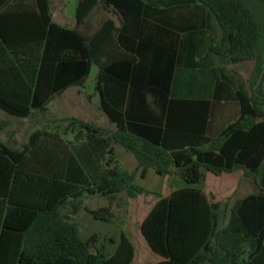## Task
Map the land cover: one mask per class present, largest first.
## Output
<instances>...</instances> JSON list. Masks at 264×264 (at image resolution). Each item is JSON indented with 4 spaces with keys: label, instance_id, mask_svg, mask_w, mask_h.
Returning <instances> with one entry per match:
<instances>
[{
    "label": "trees",
    "instance_id": "obj_1",
    "mask_svg": "<svg viewBox=\"0 0 264 264\" xmlns=\"http://www.w3.org/2000/svg\"><path fill=\"white\" fill-rule=\"evenodd\" d=\"M165 1L78 0L77 27L70 29L54 22L50 0H0V109L34 119L68 89L84 87L97 66L100 108L115 126L63 118L64 127L35 130L20 148L0 139V264L134 262L129 237L111 241L108 254L97 234L83 238L77 222L85 197L111 203L120 194L147 193L136 184L137 171L119 165L116 145L134 155L143 174L153 169L183 183L160 196L141 225L164 258L155 264H264V0H189L220 27L221 43L211 42V52L226 56L236 45L232 63L253 62L250 86L238 77L241 115L216 137L207 136L209 100L169 98L182 38L144 15ZM105 76L139 92L160 88L161 122L109 102ZM7 125L0 119V134ZM238 169L257 192L237 200L219 227V206L202 191L206 173ZM88 212L106 222L114 215L109 206Z\"/></svg>",
    "mask_w": 264,
    "mask_h": 264
},
{
    "label": "crops",
    "instance_id": "obj_2",
    "mask_svg": "<svg viewBox=\"0 0 264 264\" xmlns=\"http://www.w3.org/2000/svg\"><path fill=\"white\" fill-rule=\"evenodd\" d=\"M144 15L152 22L169 28L181 36V58L174 70L169 98L209 100L211 102V108L207 136L216 137L225 127L238 120L241 115L240 104L236 98L239 85L238 77H242L247 85L250 86L251 74L242 71L245 70V72H247L248 70L245 63L233 64L231 61V57L237 52V46L232 45L230 53L226 56L216 55L209 50L211 42L216 45L221 43L222 33L213 14L199 3L189 0H167L158 7H146ZM101 17L100 15L99 18L95 20L94 30L100 26ZM54 22L56 21L54 20ZM57 24L73 29L77 27V19L73 20L72 23ZM183 57L186 58L185 61H183ZM94 67H96V75L91 79L90 77ZM94 67L84 87H72L68 89L64 94L50 103L49 109L45 114L38 115L34 119H39L41 117L46 118L50 109L53 108V106L50 108L51 104L64 95H67V92L72 89L82 91V95L89 90L90 93L87 94L89 103H92V105L94 104L96 108L103 112L100 108V97L95 91L99 69L97 66ZM102 85L107 100L120 107L123 111H135L137 113L148 114L147 118H142L149 121H156L158 119V122H161L163 109L160 108V99L164 97V95L160 88L149 87L146 91L139 92L133 89L129 84H124L107 76L104 77ZM136 97L142 100L138 101L139 103H134V100L129 101L130 98L134 99ZM63 118L67 117H52L51 119L45 120V123H38L37 121V123H35L37 127H35L33 131L42 128L53 129L59 124L64 127L66 124L59 122L60 119ZM26 143H23L20 147ZM121 157L126 164H133L131 158L127 154H123ZM116 159L119 162L117 154ZM119 165L121 166L120 162ZM137 167L138 164H136L134 172L137 171V174H139V176L141 175V178L145 180L150 169L143 174L141 170H137ZM159 178H161V187L158 193L145 189L147 193L140 194L135 198H127L125 194H120L118 198L111 203L107 199L109 201L108 206L114 214L110 221L107 222L113 223L116 219H121L122 226L120 227L125 229V231L120 229L121 233L119 238L123 234L126 236L129 234L132 242L135 241L133 234V232H135V225H138L139 234L137 235V239L139 245L151 251L155 259L153 264L164 260V258L152 251L142 235L141 225L159 201L160 196L163 198L169 197L183 185L180 178L175 174L166 177L159 176ZM202 191L206 195L209 204H216L219 206L217 210L218 225L219 227H223L228 221L230 209L235 202L257 192V188L253 180L246 178L244 176V171L238 169L231 173L224 172L219 175L207 172ZM146 195H152L153 197L145 200L142 197ZM110 240L115 241L112 237Z\"/></svg>",
    "mask_w": 264,
    "mask_h": 264
},
{
    "label": "rangeland",
    "instance_id": "obj_3",
    "mask_svg": "<svg viewBox=\"0 0 264 264\" xmlns=\"http://www.w3.org/2000/svg\"><path fill=\"white\" fill-rule=\"evenodd\" d=\"M51 2V11L54 16V20L57 23H72L73 20H76V9L78 0H50ZM183 57V61H185ZM247 64V65H246ZM247 66V72L244 73L251 74L253 62H245ZM241 71V70H240ZM96 75V67L93 68L91 79ZM89 90H87L84 95L82 91L78 89H72L67 92V95L57 99L50 106L49 113L47 117H41L36 119H19L10 116L6 112L0 109V119L7 122V127L0 134V139L4 142L10 143L20 147L23 143H26L30 133L35 129L37 121L38 123H45V120L51 119L52 117H67V118H79L86 122L94 123L98 126L103 127L108 131L115 129V126L110 123L107 116L101 112L96 106L92 103H89L88 95ZM67 99V101H66ZM116 154L117 158L123 169H126L130 172H134L137 161L134 155L131 152L126 151L122 146L116 145ZM127 154L133 164H126L121 155ZM136 184L140 185L147 191H152L158 193L159 188L161 187V178L154 172L153 169L149 170V173L145 180L141 178V175L137 174ZM152 195L143 196L145 200L151 199ZM84 208L78 216L77 222L84 239L90 238L92 235L97 234L98 242L97 246H105V250L108 254H112L115 249V245L111 242L110 238L112 237L115 241L118 240L119 235L123 229L121 224V219H116L113 223L106 221L96 220L88 211H96L101 207H107L109 201L103 197H85L83 199ZM137 220V219H136ZM135 232L133 242L136 247V258L133 264H153L154 257L151 254V251L147 248H143L139 245L137 235L139 234V226L135 225ZM127 233V232H126ZM99 234V235H98ZM130 238L131 236L127 234ZM95 252V249H93Z\"/></svg>",
    "mask_w": 264,
    "mask_h": 264
}]
</instances>
